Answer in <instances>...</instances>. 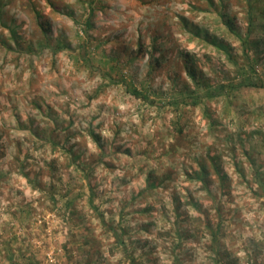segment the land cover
I'll return each instance as SVG.
<instances>
[{
	"label": "clouds",
	"instance_id": "clouds-1",
	"mask_svg": "<svg viewBox=\"0 0 264 264\" xmlns=\"http://www.w3.org/2000/svg\"><path fill=\"white\" fill-rule=\"evenodd\" d=\"M44 11L50 17L53 36L63 31L65 47L55 51L45 47L42 55H24L18 64L13 59V53H0V89L12 96L13 102L17 104L16 111L22 118H26L28 112H35L30 101L50 106L67 129L64 134L68 136V147L73 148V151L69 152L64 147L54 148L49 143L36 140L28 131L17 128L15 115L11 107L7 106L9 110L0 120V128L7 131L10 143L4 157L3 171L0 172V185H3L6 196L11 189L10 201L7 203L12 208L10 211L0 209V264H26L29 258L42 261L44 245L58 240L61 244L67 243L71 249L72 237L79 238L81 234L99 242L102 264H131V248L127 242L134 236L154 244V255L161 264H174L173 249L181 241L175 235L173 203L169 197L171 189L150 190L148 173L154 170L159 175L166 168H175L180 173V180L173 187L184 198L180 162L186 160V154L190 156L205 151L214 140L211 135H203L208 131L206 127H200V146L191 149V152L186 148H176L173 154L169 149L176 141L171 133L182 111L201 109L203 105L193 108L190 104L178 102L170 94L149 95L147 98L143 93L134 94L127 73L121 76L110 72L97 60L85 62L80 58L78 46L84 40V33L72 18L52 13L46 4ZM5 57L8 63H4ZM147 59L145 56L144 60ZM42 64L46 67L41 71ZM33 68L36 69V75ZM47 126H53L52 120H47ZM93 134L101 138L99 144ZM17 139L21 142L19 152L15 143ZM120 145L123 149H129L131 155L123 149L113 154ZM153 148L155 151H152ZM142 150H146L148 155L140 154ZM25 154L30 158L25 160ZM74 155H79L80 159H74ZM53 160L56 161L54 172L49 168ZM109 161L117 165L115 170L105 167ZM186 162L196 167L192 159ZM24 163L33 172L41 173L43 188L35 186L27 178L22 179L25 178L21 171ZM86 164L92 167L82 166ZM229 173L235 197L234 203L226 205L232 210L231 216L221 220L216 215L217 201L205 192L198 194V198H204V202L210 206L209 212L214 224L220 225L223 238L209 231L203 223H198L203 220L198 210L191 206L186 208L193 226L200 229L198 242L186 245L196 249L197 264H213L212 249L217 241L232 253L238 264H247L244 241L248 237L264 241V189L253 182L250 190L231 167ZM92 177L102 180V183L99 188L93 185L97 198L86 203L91 195L89 182ZM122 179L128 181L124 187L120 184ZM247 180L252 181L251 169ZM101 191L103 195H100ZM141 192L143 197L139 195ZM134 195L136 204L141 207L151 204L159 209L163 204L169 218L154 213L155 227L150 234L139 232L121 236L119 228L115 233L109 231L106 224L120 227L129 224L130 217L124 215L122 220L121 212L130 211ZM21 200L35 209L36 215L31 219L20 217L17 205ZM69 202L72 208L65 207ZM73 210L83 215V223L73 220ZM12 212L17 215L13 216ZM147 219L149 217H138V220ZM45 222L47 227L42 228ZM84 228L89 231L84 232ZM53 229L58 230L56 236L52 235ZM164 233L169 235H161ZM37 236L38 239L35 238ZM119 240H123V245ZM21 252L24 260L21 259ZM8 255H11V260L6 258ZM46 255L44 264H59L63 260L61 248L53 249ZM134 258L143 264L139 251L134 253Z\"/></svg>",
	"mask_w": 264,
	"mask_h": 264
},
{
	"label": "rangeland",
	"instance_id": "rangeland-1",
	"mask_svg": "<svg viewBox=\"0 0 264 264\" xmlns=\"http://www.w3.org/2000/svg\"><path fill=\"white\" fill-rule=\"evenodd\" d=\"M226 8L221 9L220 0H97L95 15L91 18L90 29H85L87 19L88 5L90 0H0V53H13V59L18 64L22 56L42 55L45 47L53 51L65 47L64 33L53 36L51 31L50 17L44 11L46 4L52 13L60 16H68L80 27L84 33V40L79 45L80 58L85 62L90 59L97 60L110 72H115L121 76L127 73V79L133 87L143 91L145 97L149 95L166 96L172 95L178 102L185 105H192L195 102L202 104L204 97L198 96L196 89L197 78L207 79L210 84L218 87L220 83H227L233 77H236L240 69L229 65L223 53L216 46L212 45L210 39H216L217 43L225 44L233 55L238 57L237 62L245 70L239 40L236 35L228 33L225 25L221 21L219 13L230 17L234 27L239 29L242 37L246 34V2L243 0H223ZM213 4V5H212ZM258 25H264L261 17H256ZM41 25L45 28V34ZM261 27L257 28L254 37L260 36L264 39V32ZM261 34V35H259ZM258 48V63L255 66L256 72L264 79V43H260ZM252 52L249 53V56ZM147 56V61L144 57ZM4 63H8L5 57ZM55 67V61L52 62ZM30 62V67H31ZM46 65H41V71ZM194 71L196 79L189 76V70ZM237 71V72H236ZM242 72V71H241ZM36 75V69L33 68ZM34 83V82H33ZM200 88V87H199ZM206 101L205 106L213 118L217 120L216 129L208 126L209 121L203 116L202 109L196 108L193 111H182L180 114L182 134L178 135L173 128L172 135L175 138V145L170 147L169 151L175 153L176 148L191 149L200 146L201 133L200 127H206L207 133L211 135L214 142L206 147V150L199 154H186V160L192 159L197 170V160L204 159L208 164L207 157L218 156L221 173L224 174V180H216L214 174H210L209 179L210 193L205 192L198 182L190 181L187 174H191L192 164L186 160L180 162V172L184 177L181 192L173 185L180 180V173L175 168H166L159 175L154 170L148 173V188H160L164 191L171 189L169 197L173 203V221L175 235L181 241L174 246L175 255L174 264H197V252L195 248L186 245L197 243L200 235V229L194 227L192 220L186 219V208L191 206L198 210L204 222L211 223V229L217 232L216 235L223 238L220 225L214 224L212 214L209 212V205L204 202V198H198L200 192L207 193L208 197L217 201L216 215L221 220L232 215V210L226 208V205L235 201L232 189V177L229 168L235 170L240 179L243 180L251 190L252 183L255 182L264 189V89L249 90L243 89L236 97V104L231 107L228 117L221 119V102ZM35 112L26 113V118H22L16 111L17 104L13 102L10 94H6L0 89V120L3 119L5 112L11 110L16 118V126L20 130L28 131L36 140L43 143H49L54 148L64 147L65 150L72 152L73 148L68 147V136L65 135L67 129L62 126L63 122L58 114L48 105L36 103L35 100L29 102ZM47 120H52L53 126H47ZM235 127V131L230 127ZM243 125V126H241ZM214 130V131H213ZM93 138L100 143L101 138L93 134ZM8 133L0 128V172L4 168V157L9 146ZM18 152L21 150L19 139L15 141ZM75 147V146H73ZM162 148L163 145L160 144ZM123 146H117L116 152H120ZM131 155L129 149H123ZM155 151V148L152 149ZM140 154L148 155L146 150ZM75 156V155H74ZM80 159L79 155H76ZM30 156L25 154V160ZM102 159V157H101ZM56 161L49 163L50 171H56ZM83 167H92L91 164L82 165ZM105 167L109 170H115L117 165L112 162H106ZM251 169L252 181L247 180V175ZM21 171L25 178L29 179L37 187L43 188L41 184V173L33 172L24 163L21 165ZM210 171V170H209ZM211 172V171H210ZM166 179V182L157 184L152 180ZM102 180L92 177L89 182V191L91 195L86 203H91L93 198H97V192L93 190V185L99 188ZM128 181L122 179L120 184L126 186ZM157 184V185H156ZM11 189L9 195H5L3 185H0V209L11 210L10 201ZM20 193L18 192L17 195ZM219 194V195H217ZM257 193H254L256 195ZM103 195V191L100 192ZM140 197H143L141 192ZM189 196L193 198L191 201ZM220 201H223L221 203ZM55 203V201H53ZM133 205L128 213L121 212V219L124 215L130 217L129 224L124 227L106 224V228H119L121 236H129L130 233H151L155 227L154 213H159L168 219V210L161 204L159 209L154 205L141 207L136 204V196L131 201ZM72 208L71 202L65 206ZM19 215L23 219H31L36 215L35 209L30 205L24 204L23 200L17 205ZM16 216V212L11 213ZM111 214V213H110ZM73 220L77 223H83V215L75 210L71 212ZM149 217L146 221L138 220V217ZM135 221V223H132ZM202 223V222H198ZM204 225V224H203ZM47 227V223L41 225ZM84 228V232H88ZM197 231L198 234H195ZM113 232V231H112ZM58 234L57 229H53L52 235ZM164 236L169 233L161 234ZM35 238H39L38 236ZM119 239V238H118ZM73 247L70 249L67 243L61 244L58 240H53L50 244L44 245V260L38 261L29 258L26 264H44L47 260V253L53 249L61 248L63 250V260L59 264H102L99 254V242L90 236L83 235L79 238L72 237ZM123 245V240H119ZM131 248V264H141L134 258L136 251L140 252L143 258V264H161L159 258L154 255L155 246L151 241L142 239L139 236L130 237L127 242ZM248 254L247 264H264V241H258L254 237H248L243 244ZM218 250L220 252L218 253ZM17 251H20L19 249ZM212 251L214 252L213 264H222L219 259L222 253L229 259H236L225 246L218 242ZM55 255L56 253L53 252ZM11 260V255L6 257ZM21 259L24 260V254L21 252ZM59 259V258H58ZM233 264H238L236 262Z\"/></svg>",
	"mask_w": 264,
	"mask_h": 264
},
{
	"label": "trees",
	"instance_id": "trees-1",
	"mask_svg": "<svg viewBox=\"0 0 264 264\" xmlns=\"http://www.w3.org/2000/svg\"><path fill=\"white\" fill-rule=\"evenodd\" d=\"M243 1L246 2V12H247V15L245 17L246 22H247L246 34L244 37H242V35L238 32L239 29L234 27L233 21L230 17H227V15L223 13L222 14L219 13V16L221 17V21L223 25H225L228 33L234 34L237 36L239 40V44H240V49L242 52L241 59H242V62H244L245 67L247 66L248 70H245L242 67V65H240L237 62L238 57L236 55L234 56L233 53L228 50L225 44L221 42L217 43L216 39L212 38L210 39L211 44L216 46L219 50H222L220 52L223 53L224 56L226 57L225 61L229 65H233L236 69H240L242 72L236 71L237 74L235 78L233 77L227 83L218 84V87L213 86V84H210V82H208L207 79L199 80L197 78V81H196L197 86L200 87V88L197 87L196 89V92H198L196 96L197 98L198 96L204 97L203 104H205L206 101L216 102V101L222 100L221 101L222 102L221 104L222 114L220 116L222 118L221 119L222 121H224L228 117L231 107L236 104L235 99L240 94L241 90L243 89H249V90L264 89V79L255 70V66L258 63L257 55L260 52V48H258V46L261 42L264 43V39H261L260 36L256 38L254 37V35L257 33L258 27H261L260 31L264 32V25L260 26L256 23V20H257L256 17H259V16L261 17V20L264 21V0H243ZM96 3H97V0H90L89 2L87 19L85 21L86 30L90 29L91 27V18L95 15ZM220 5H221L220 7L222 10L226 8L225 2L223 0H220ZM41 27L45 34L46 33L45 28L43 27V25H41ZM250 52L252 53L249 56ZM189 71H190L188 73L189 76L195 80L196 77H195L194 71H192L191 69ZM130 86L132 87L134 94L143 93V91L141 92L135 89L132 84H130ZM194 104H195L194 106L198 105L197 102H195ZM203 104L201 102L199 105H203ZM201 109L203 111L204 118L209 121L208 126L215 130L217 127V120L213 118L207 106L203 105ZM174 129L178 135L182 134L183 127L181 125L180 117L175 121ZM77 158L78 157L75 155L74 159H77ZM218 159H219L218 156L207 157V160L209 161L208 164L204 163L203 158L199 161L197 160V166L199 167L197 170L195 168L192 169L191 174H187L189 177V180L190 181L195 180L196 182L200 184V187L205 192L210 193V184L212 180L209 179V176L211 173L214 174V176L216 177V180H220V181L224 180V174L221 173L222 169L220 168L221 163H219ZM164 180L166 182V179H164L163 177L162 179L152 180L151 185L152 183L157 182L159 186V184H162ZM262 180H263L262 182H264V178ZM189 198L191 201L193 200L191 196H189ZM189 219L191 220V218L187 215L186 219L184 220L189 221ZM198 222H202L204 226L209 229V231H214L215 234H217L215 230L211 229V225H210L211 223L204 222V220L198 221ZM108 230L113 231V233H115V230L112 227L109 228ZM198 232L199 231H197L195 234H198ZM216 245L218 246V241L216 242ZM219 252L220 250H218V253ZM219 259L221 260L222 264H233L234 262H236V259L234 260L229 259V257L227 255L225 256L223 253L222 255H220Z\"/></svg>",
	"mask_w": 264,
	"mask_h": 264
}]
</instances>
